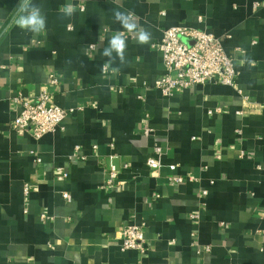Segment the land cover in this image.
<instances>
[{
	"label": "crops",
	"instance_id": "0c3cea01",
	"mask_svg": "<svg viewBox=\"0 0 264 264\" xmlns=\"http://www.w3.org/2000/svg\"><path fill=\"white\" fill-rule=\"evenodd\" d=\"M31 2L46 17L40 34L17 26L20 0H0V264H264V0ZM116 10L150 43L138 44ZM171 26L218 37L236 87L169 97L154 88L164 69L152 44ZM116 31L126 63L112 74L101 53ZM45 87L74 111L39 139L14 132L15 98ZM130 223L144 227L143 252L120 249Z\"/></svg>",
	"mask_w": 264,
	"mask_h": 264
},
{
	"label": "built area",
	"instance_id": "2783aa9c",
	"mask_svg": "<svg viewBox=\"0 0 264 264\" xmlns=\"http://www.w3.org/2000/svg\"><path fill=\"white\" fill-rule=\"evenodd\" d=\"M152 48L161 53L164 69L163 74L153 81L152 86L165 97L194 85H204L209 82L236 87L233 59L225 52L221 40L203 29L188 26L168 27L162 31L160 40L152 44ZM48 82L49 85L55 86L58 82L57 77L50 73ZM14 101L19 106V110L10 121V128L14 132L28 134L34 139L54 132L74 111L52 104L47 87L43 88L32 101L23 97L15 98ZM215 111H219V108ZM212 112L208 110L207 113ZM154 151L159 154L158 147L154 148ZM145 163L151 169H159L162 165L161 159L153 156H148ZM170 168L175 167L172 165ZM116 173V167L111 164L107 172V184L112 183ZM172 181L181 183L183 177L176 176ZM62 197L69 200L67 193H63ZM143 229L142 224L136 223L123 226L121 251L143 252L145 250Z\"/></svg>",
	"mask_w": 264,
	"mask_h": 264
},
{
	"label": "clouds",
	"instance_id": "9594fccd",
	"mask_svg": "<svg viewBox=\"0 0 264 264\" xmlns=\"http://www.w3.org/2000/svg\"><path fill=\"white\" fill-rule=\"evenodd\" d=\"M19 15L16 24L22 30L40 34L46 30V17L42 13L40 6L31 0H20L18 4ZM75 9L71 4L62 7L61 12L65 18H70ZM115 21L128 33H132L140 45H147L151 40V32L148 29H140L133 14L125 11L116 10L114 12ZM125 31H116L109 39L106 47L103 48L101 55L107 58L102 67V71H109L118 74L120 65L126 63L127 36Z\"/></svg>",
	"mask_w": 264,
	"mask_h": 264
}]
</instances>
